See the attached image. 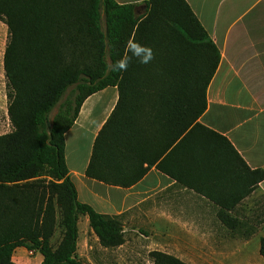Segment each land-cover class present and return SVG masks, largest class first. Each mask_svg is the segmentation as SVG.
Returning <instances> with one entry per match:
<instances>
[{"label": "trees", "instance_id": "1", "mask_svg": "<svg viewBox=\"0 0 264 264\" xmlns=\"http://www.w3.org/2000/svg\"><path fill=\"white\" fill-rule=\"evenodd\" d=\"M90 3L83 6L79 0H0V20L8 27L4 71L8 116L13 126L10 133L0 135V264H17L13 255L19 248L41 254V264H83L77 256L78 219L82 215L88 217L89 227L102 247L124 243L117 218L101 215L80 203L68 175L65 133L90 95L110 86L119 89L118 106L95 146V162L102 159L108 163L112 140L117 147L124 144L127 126L139 136L138 114L147 105L165 119L167 130L178 131L177 137L192 126V133L197 132L199 137L229 144L195 124L206 110L207 87L221 56L188 3L148 0L142 18L135 16V5L103 0L106 33L101 29L96 0ZM137 40L151 50L147 63H140L143 52L133 57L132 45ZM65 50L72 61L61 69ZM81 54L87 57L85 63L79 61ZM118 62L126 67H117ZM144 67L147 75L141 78L139 72ZM80 80L97 85L90 86L79 100L69 121L57 118L50 122L49 113L62 92ZM113 126L118 136L111 135ZM143 173L97 174L92 167L87 171L92 178L121 187L137 183ZM251 173L255 184L264 180V171ZM46 177L55 182H47ZM34 191L38 194L32 201L28 194ZM55 191H61L67 201L60 214L62 239L56 248L51 244V199ZM262 222L225 226L233 231L246 228L250 237ZM260 254L264 257V237L260 239ZM150 259L152 264H186L158 251L151 252Z\"/></svg>", "mask_w": 264, "mask_h": 264}, {"label": "crops", "instance_id": "2", "mask_svg": "<svg viewBox=\"0 0 264 264\" xmlns=\"http://www.w3.org/2000/svg\"><path fill=\"white\" fill-rule=\"evenodd\" d=\"M147 1L115 0L144 13ZM185 1L221 56L207 87L206 110L195 124L229 144L199 137L192 126L177 137L178 131L167 130L165 119L147 105L138 114L139 136L127 126L124 144L117 147L112 140L108 163L95 162L97 140L119 102L118 87L110 86L85 99L65 133L68 175L78 201L97 213L139 215L144 232L133 238L142 237L149 253L186 264H264V233L256 229L247 237L246 228L225 226L262 222L254 198L264 194V180L255 184L251 172L264 171V0ZM117 130L113 126L111 135L118 136ZM91 167L97 174L144 173L137 183L121 187L88 176ZM87 222L83 217L88 234ZM135 248L127 240L117 248V263L110 264H129ZM35 255L42 263V255Z\"/></svg>", "mask_w": 264, "mask_h": 264}, {"label": "rangeland", "instance_id": "3", "mask_svg": "<svg viewBox=\"0 0 264 264\" xmlns=\"http://www.w3.org/2000/svg\"><path fill=\"white\" fill-rule=\"evenodd\" d=\"M83 6L90 5V0H79ZM103 0H96V5L99 8L100 15V25L103 32L106 33V21L103 13ZM145 15L144 10L140 7H136L135 16L142 17ZM8 41V27L0 20V135H4L10 133L13 130V126L10 122L8 116V97H7V88H6V77L4 71V52L6 43ZM139 40L135 41V44L140 45L142 48L144 47ZM84 50L82 51V53ZM85 53V52H84ZM108 55V52H107ZM107 57V63L111 65V61ZM139 55H134L133 57H138ZM72 55L69 51H66L62 54L60 59V63L63 68H67L70 62L72 61ZM87 57L84 54L79 55V61L81 63H85ZM58 72V71H57ZM140 77L144 78L147 75V67H144L140 72ZM97 85V83H86L85 80H80L74 84L69 85L61 94L59 100L53 106L49 113V121L51 122L54 119H62L64 121H69L74 114V111L77 107L79 100L89 91L90 86ZM47 182L54 181L50 177L45 178ZM55 182V181H54ZM36 191L28 194L30 199L33 201L36 197ZM61 191H55L52 195L51 199V210L54 213L53 220V236L51 239V244L54 248L58 246L62 239V228L59 227V219L60 214L64 211L67 206V201L62 198ZM42 199V198H41ZM255 202V213L260 214L262 216L263 224L259 225L257 229L259 232L264 233V194L262 196H257L254 198ZM46 205V203L44 204ZM134 213L122 215L117 218L118 225L120 230L122 229V237L124 239V243L129 240L130 243L136 247L134 250H130L129 253V264H150V253L148 252V248H144L146 246L142 241V237L139 239L133 238L134 235H138L144 232L140 223L139 215L134 217ZM139 218H138V217ZM84 215L79 216L78 219V248H77V256L78 259L83 264H96L99 262H105L110 264L111 262H115L117 259V248H107L108 250H101L98 247L99 239L94 234V232L89 227V223L87 222V229L89 233L87 234L86 230L82 227L81 222L83 221ZM110 217V216H109ZM112 218V217H110ZM80 223V225H79ZM136 243V244H134ZM100 245V244H99ZM101 246V245H100ZM20 249V250H19ZM15 251L13 255V261L17 264H41L37 261L36 252L28 250L27 248H19ZM114 251V252H113ZM117 263V262H115Z\"/></svg>", "mask_w": 264, "mask_h": 264}, {"label": "clouds", "instance_id": "4", "mask_svg": "<svg viewBox=\"0 0 264 264\" xmlns=\"http://www.w3.org/2000/svg\"><path fill=\"white\" fill-rule=\"evenodd\" d=\"M132 51L134 55H139L141 52L144 53L143 56L140 58V63H147L151 59V50L147 48H142L138 44H133L132 45ZM117 67L123 69L126 67V64L124 62H118Z\"/></svg>", "mask_w": 264, "mask_h": 264}]
</instances>
